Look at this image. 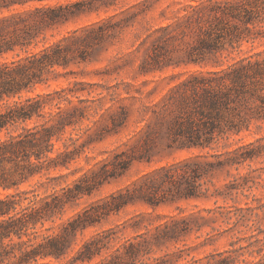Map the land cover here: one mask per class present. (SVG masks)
<instances>
[{
    "label": "trees",
    "instance_id": "1",
    "mask_svg": "<svg viewBox=\"0 0 264 264\" xmlns=\"http://www.w3.org/2000/svg\"><path fill=\"white\" fill-rule=\"evenodd\" d=\"M47 1L0 0V264H51L46 262L50 259L60 262L74 252L79 233L136 200L157 209L178 198H209V189L204 190L200 183L208 170L198 161L186 160L181 171L160 168L162 174H157L144 191H120L112 194L103 207L93 205L56 230L46 227L62 219L68 205L91 195L97 186L84 177L59 192H39L44 177L54 181L52 171L69 168L81 156L82 145L77 144L80 139L71 137L73 143L68 145L63 136L67 129L75 130L89 119V109L63 108L64 102L72 104L62 95L65 90L31 93L47 84L57 67L78 58L87 61L88 50L103 40L102 30L94 24L83 28L82 36L75 30L50 42L48 33L85 13L87 2L49 5ZM177 27L182 37L193 39L192 44L177 55L163 57L172 53L170 47L176 37L170 26L163 27L157 38L159 44L154 45L153 63L199 69L189 72L179 84L177 97H169L164 106L161 116L169 123L163 134L166 148L207 151L205 157H225L209 165L237 170L263 158L264 138L224 149L221 154L208 150L264 122V51L228 60L231 54L242 53L244 44L254 47L264 41V0H202L183 9ZM71 37L75 38L69 41ZM84 102L79 100L80 105ZM61 142L63 148L57 150ZM133 160L135 157L112 165L114 170L127 171ZM107 167L104 163L100 176H106ZM26 185L31 189L24 188ZM189 230L175 224L159 230L162 233L153 236L157 241L154 244L144 240L141 246L129 239L118 247L114 242L119 243L120 238L114 230H105L85 241L71 264H180L181 250L165 260L151 257L153 245L178 241ZM232 253L214 251L186 264L246 263ZM256 254V259L246 264H264V247Z\"/></svg>",
    "mask_w": 264,
    "mask_h": 264
},
{
    "label": "rangeland",
    "instance_id": "2",
    "mask_svg": "<svg viewBox=\"0 0 264 264\" xmlns=\"http://www.w3.org/2000/svg\"><path fill=\"white\" fill-rule=\"evenodd\" d=\"M78 1L83 0H49L46 4ZM85 1L86 12L51 30L49 41H59L75 30H79L77 34L82 36L85 34L83 28L94 24L102 30L103 40L88 50L87 61L78 58L67 66L57 67L49 82L38 86L31 94L65 90L62 95L72 104L64 102L63 108L85 106L89 109V119L75 130L67 129L63 136L68 145L80 139L77 144L82 145L81 156L69 168L52 171L54 181L44 177L39 192L43 195L59 192L62 187L72 186L84 177L97 186L91 195H83L68 205L62 219H57L55 224L48 223L46 227L56 230L93 205L103 207L112 194L120 191H144L157 174H162L158 171L160 168L181 171L186 160L198 161L208 170V175L200 183L204 190L209 189V198H178L157 209L136 200L120 212L103 218L98 225L79 233L70 256L60 262L55 259L46 262L71 264L82 244L105 230H114L115 236L120 238L119 243L114 242L116 247L129 239L142 246L144 240L156 243L153 236L175 224L190 230L184 232L178 241L153 245L151 257L170 259L179 249L183 255L180 264H186L192 258L204 259L214 251L230 250L234 257L252 262L257 257L256 251L264 247V157L246 163L238 170L230 166L220 168L209 163L225 157H205L207 151L196 149L169 150L163 138L169 123L161 114L168 98L177 97L179 84L187 79L189 72L199 68L167 66L163 61L154 64V45L159 44L157 38L162 35L159 30L170 26L176 37L170 47L172 53L163 57L185 51L193 39L180 35L177 22L183 9L202 0ZM242 49V53H233L228 60L263 52L264 41H258L254 47L246 43ZM80 99L85 101L82 105ZM163 122H166L164 126ZM259 138H264V122L253 125L250 132L221 141L208 151L221 154L224 149L231 150ZM62 148V142L56 145L57 150ZM116 155L120 156L116 158ZM133 157L136 160L127 171L114 170V162ZM104 163H108V171L106 176H100ZM24 188L31 189L29 185ZM252 251L253 256H250Z\"/></svg>",
    "mask_w": 264,
    "mask_h": 264
}]
</instances>
